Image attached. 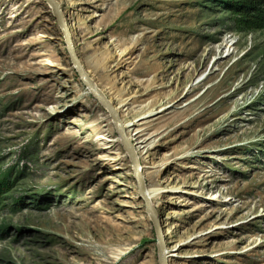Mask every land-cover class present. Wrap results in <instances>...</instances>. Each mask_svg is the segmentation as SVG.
<instances>
[{
  "label": "rangeland",
  "instance_id": "1",
  "mask_svg": "<svg viewBox=\"0 0 264 264\" xmlns=\"http://www.w3.org/2000/svg\"><path fill=\"white\" fill-rule=\"evenodd\" d=\"M56 1L88 77L148 138L166 264H264V28L237 27L231 0ZM0 264H159L47 0H0Z\"/></svg>",
  "mask_w": 264,
  "mask_h": 264
},
{
  "label": "water",
  "instance_id": "2",
  "mask_svg": "<svg viewBox=\"0 0 264 264\" xmlns=\"http://www.w3.org/2000/svg\"><path fill=\"white\" fill-rule=\"evenodd\" d=\"M48 3L52 6L53 14L55 17V20L59 27L61 28L63 41L65 45V50L68 54V57L74 66L76 72L78 73L82 83L88 88V90L91 92V94L96 97L99 102L108 110L114 126L119 134V136L122 139L123 147L126 150V152L129 155L130 162H131V171L133 174V179L135 181V184L137 186V192L139 198L142 200L144 207L149 214L151 221L153 222L154 229L157 235L158 239V260L159 264H166L165 259V250H164V242L161 234V227L160 222L158 219V214L156 210L148 203V200L145 195V185L142 177L140 176L138 172V161L136 159V155L132 149L131 142L128 140L124 133V129L122 127L121 120L119 118V115L117 113V110L115 106L106 98V96L103 94L101 90H99L96 85L92 82V80L88 77L86 71L82 67L81 62L79 61L78 57L76 56L74 49L72 47L70 36H69V30L64 22L59 4L56 0H47Z\"/></svg>",
  "mask_w": 264,
  "mask_h": 264
},
{
  "label": "trees",
  "instance_id": "3",
  "mask_svg": "<svg viewBox=\"0 0 264 264\" xmlns=\"http://www.w3.org/2000/svg\"><path fill=\"white\" fill-rule=\"evenodd\" d=\"M228 5L237 27L264 28V0H231Z\"/></svg>",
  "mask_w": 264,
  "mask_h": 264
},
{
  "label": "bare ground",
  "instance_id": "4",
  "mask_svg": "<svg viewBox=\"0 0 264 264\" xmlns=\"http://www.w3.org/2000/svg\"><path fill=\"white\" fill-rule=\"evenodd\" d=\"M127 103H122L121 105H125ZM117 109V107H116ZM152 113V111H148L146 113H144L142 116H140L138 118V120H142V119H145L147 118L148 116H150ZM122 123V122H121ZM145 122H139L138 124L141 125V124H144ZM135 122H124L122 123V127L124 129V133L126 135V137L128 138V140L131 142V146H132V149L136 155V159L138 161V172L140 174V176L142 177V179H144L143 175H142V171H141V168H140V164H139V160H140V155H141V149L143 148V144H146V141L148 138H144L142 139V135L144 133H142L141 131L143 129H136L133 133L130 132V126L134 125ZM145 195H146V198L148 200V203L155 209L156 206L154 204V201L156 199V196L158 195V191L157 190H152V189H149L146 185H145ZM168 256L170 255H167V252H165V259H166V263H167V260H168Z\"/></svg>",
  "mask_w": 264,
  "mask_h": 264
}]
</instances>
